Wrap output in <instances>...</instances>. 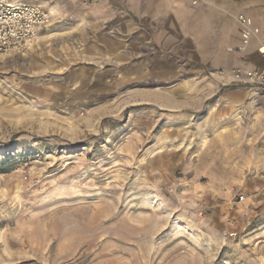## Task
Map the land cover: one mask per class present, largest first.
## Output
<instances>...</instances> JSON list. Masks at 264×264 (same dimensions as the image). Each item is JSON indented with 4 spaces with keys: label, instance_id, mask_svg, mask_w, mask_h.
Masks as SVG:
<instances>
[{
    "label": "rangeland",
    "instance_id": "rangeland-1",
    "mask_svg": "<svg viewBox=\"0 0 264 264\" xmlns=\"http://www.w3.org/2000/svg\"><path fill=\"white\" fill-rule=\"evenodd\" d=\"M89 20L0 55V264H264V189L201 144L232 84L122 80Z\"/></svg>",
    "mask_w": 264,
    "mask_h": 264
},
{
    "label": "crops",
    "instance_id": "crops-1",
    "mask_svg": "<svg viewBox=\"0 0 264 264\" xmlns=\"http://www.w3.org/2000/svg\"><path fill=\"white\" fill-rule=\"evenodd\" d=\"M58 3L72 17L90 19L94 47L104 50L105 63L110 60V66L120 65L122 80L168 82L184 76L190 81H205L209 73L213 82L225 84L226 76L220 71L264 68V56L257 49L259 44L264 45V0ZM76 3H83L85 9L70 11ZM240 14L251 17L259 28L258 36L243 53L237 51L241 43ZM214 93L215 100L202 118L205 127L201 144L215 145L213 151L220 163L217 171H222L224 179L232 175L238 179L235 183L250 181L262 193L264 89L232 84Z\"/></svg>",
    "mask_w": 264,
    "mask_h": 264
},
{
    "label": "built area",
    "instance_id": "built-area-1",
    "mask_svg": "<svg viewBox=\"0 0 264 264\" xmlns=\"http://www.w3.org/2000/svg\"><path fill=\"white\" fill-rule=\"evenodd\" d=\"M57 7L58 0H0V55L24 52L36 41ZM237 19L242 27L237 51L243 53L258 36L259 28L247 15L240 14ZM257 49L264 56V45L259 44ZM219 74L226 76V83L264 89V68H234Z\"/></svg>",
    "mask_w": 264,
    "mask_h": 264
},
{
    "label": "trees",
    "instance_id": "trees-1",
    "mask_svg": "<svg viewBox=\"0 0 264 264\" xmlns=\"http://www.w3.org/2000/svg\"><path fill=\"white\" fill-rule=\"evenodd\" d=\"M6 160H8V159H1L0 160V173L6 172L10 169L4 165Z\"/></svg>",
    "mask_w": 264,
    "mask_h": 264
}]
</instances>
